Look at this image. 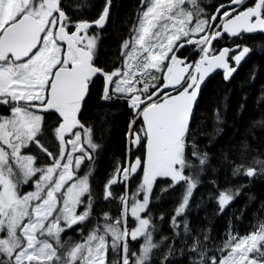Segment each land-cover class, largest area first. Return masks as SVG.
Here are the masks:
<instances>
[{
	"label": "snow or ice",
	"instance_id": "1",
	"mask_svg": "<svg viewBox=\"0 0 264 264\" xmlns=\"http://www.w3.org/2000/svg\"><path fill=\"white\" fill-rule=\"evenodd\" d=\"M8 2L0 0V38L28 17L33 39L0 45V264H264V220L244 235L230 220L216 242L210 230L193 234L187 218L201 175L217 171L192 127L202 85L218 69L231 81L251 59L264 0H217L210 11L197 0H138L111 62L99 48L114 0L87 5L90 18L66 0H18L15 14ZM255 76L253 65L247 79ZM94 101L128 113L123 158L99 194L89 179L102 150L87 115ZM257 103L264 110V89ZM249 153L244 141L236 159L221 161L246 183L209 180L217 214L242 192L256 199L248 188L264 181V159ZM177 189L171 236L154 242L165 213L154 216L152 205Z\"/></svg>",
	"mask_w": 264,
	"mask_h": 264
},
{
	"label": "trees",
	"instance_id": "2",
	"mask_svg": "<svg viewBox=\"0 0 264 264\" xmlns=\"http://www.w3.org/2000/svg\"><path fill=\"white\" fill-rule=\"evenodd\" d=\"M99 2L100 0H66L76 15L85 18L94 16L96 12L94 7L87 5ZM114 3L118 6L113 12V20L106 25V31L101 33L99 55L104 62L112 61L118 52L121 38H127L136 17L138 0H114ZM197 3L210 11L217 0H197ZM255 44L259 47L251 59L239 68L231 81L225 82L222 73L216 74L207 81L202 89L192 125L199 146L209 153L211 163L217 171L213 173L209 168L201 175L202 182L194 190L190 200L191 211L187 218L193 234L196 230H210L209 236L216 242L225 238L224 234L228 230L230 220L233 233L240 235L252 231L260 221L264 220V212L261 211L260 204V200L264 199V181L257 180L248 188V191L256 197L255 200L248 201L247 195L242 192L223 213L217 214V203L209 196L210 191H215L209 183L211 178H217L220 185L226 182L231 185L246 183L242 177H233L226 163H221L225 155L229 159H236L244 141L250 146V156L264 159V155L261 154L264 153V125L253 124V121L264 119L262 115L264 110L257 103L261 90L264 89V36L255 35ZM253 65L256 66V76L254 80L249 81L248 72ZM244 96L247 97L246 100H242ZM241 103L244 104V110L238 112ZM87 115L94 130L93 138L102 145V150L95 160L94 171L89 178L95 193L99 194L108 174L123 158V134L128 113L121 105L100 104L94 101L90 104ZM85 171L82 163L79 174L82 175ZM134 188V183L129 185V195ZM180 195L181 191L177 189L175 192L163 194L162 199L152 205L154 216L158 217L159 213H165L163 222L157 220L159 230L153 233L154 242H159L161 235L171 236L168 217L172 214V209L179 201ZM69 234L72 235L71 232ZM181 234L183 235L182 227Z\"/></svg>",
	"mask_w": 264,
	"mask_h": 264
},
{
	"label": "water",
	"instance_id": "3",
	"mask_svg": "<svg viewBox=\"0 0 264 264\" xmlns=\"http://www.w3.org/2000/svg\"><path fill=\"white\" fill-rule=\"evenodd\" d=\"M8 36L0 39V45H3L6 42H12L17 46H23L30 42L33 39V24L32 21L25 17L24 20L14 25L12 28L8 30ZM222 73V70H216L210 77L206 78V82L202 85V89L205 87L207 81L215 76L216 74ZM202 92V90H201ZM200 100V98H199Z\"/></svg>",
	"mask_w": 264,
	"mask_h": 264
},
{
	"label": "rangeland",
	"instance_id": "4",
	"mask_svg": "<svg viewBox=\"0 0 264 264\" xmlns=\"http://www.w3.org/2000/svg\"><path fill=\"white\" fill-rule=\"evenodd\" d=\"M205 9L208 11L207 8ZM19 10L20 5L18 3V0H9L8 4L6 5V14H15Z\"/></svg>",
	"mask_w": 264,
	"mask_h": 264
},
{
	"label": "flooded vegetation",
	"instance_id": "5",
	"mask_svg": "<svg viewBox=\"0 0 264 264\" xmlns=\"http://www.w3.org/2000/svg\"><path fill=\"white\" fill-rule=\"evenodd\" d=\"M105 27H106V26H105ZM90 31H91V30H90ZM101 33H102V32H101ZM0 39H1V38H0ZM1 111H3V108H2V107H1ZM78 210H79V209H78ZM69 233H70V232H69ZM69 233H68L69 236L76 237V234L72 233V235H70Z\"/></svg>",
	"mask_w": 264,
	"mask_h": 264
},
{
	"label": "bare ground",
	"instance_id": "6",
	"mask_svg": "<svg viewBox=\"0 0 264 264\" xmlns=\"http://www.w3.org/2000/svg\"><path fill=\"white\" fill-rule=\"evenodd\" d=\"M259 52V51H258ZM263 193V192H262Z\"/></svg>",
	"mask_w": 264,
	"mask_h": 264
}]
</instances>
